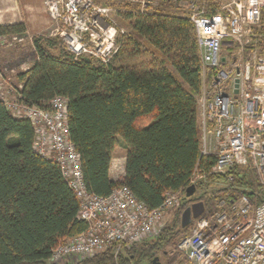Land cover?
<instances>
[{"label": "trees", "instance_id": "1", "mask_svg": "<svg viewBox=\"0 0 264 264\" xmlns=\"http://www.w3.org/2000/svg\"><path fill=\"white\" fill-rule=\"evenodd\" d=\"M150 13L114 7L121 27L119 49L107 63L86 55L75 57L58 37H32L35 60L15 75V96L26 106L47 110L48 102L67 99L69 140L80 157L85 189L99 197L125 186L149 209L169 192L181 201L173 219L160 232L131 247L117 260L113 248L91 258L51 263L52 251L86 231L78 219V200L64 182L58 165L33 147L34 130L16 118L0 100V264H147L162 255L177 260L182 212L195 201L206 217L225 196H245L253 206L264 203V186L250 168L210 174L213 157L200 154L197 98L201 91L200 60L193 24L187 16L162 7ZM220 0H204L214 12ZM22 23L1 26L0 39L22 38ZM148 55L138 65L124 64L126 55ZM125 152L124 173L109 177L117 147ZM201 177L194 184L191 180ZM221 187H212L214 183ZM194 185L198 198H185ZM195 191V192H196Z\"/></svg>", "mask_w": 264, "mask_h": 264}, {"label": "built area", "instance_id": "2", "mask_svg": "<svg viewBox=\"0 0 264 264\" xmlns=\"http://www.w3.org/2000/svg\"><path fill=\"white\" fill-rule=\"evenodd\" d=\"M124 2L139 13H150L162 0H105ZM204 1V0H203ZM193 24L200 60L201 91L197 98L200 154L213 157L210 174L230 168H250L264 186V0H220L214 12L183 1ZM49 18L59 28L75 57L90 56L107 64L117 53L118 28L109 4L93 0H44ZM105 24V25H104ZM0 100L16 118L27 119L34 130V150L53 160L78 200V219L87 224L82 234L52 251L50 262L87 259L113 248L117 260L128 248L156 236L165 216L176 209L179 194L167 192L155 209L147 208L125 187L99 197L85 189L80 157L69 140L67 99L52 98L47 110L4 97ZM201 177L194 176V184ZM217 211L194 220L181 235L179 264H264V203L253 206L245 196H225ZM175 263V261H174Z\"/></svg>", "mask_w": 264, "mask_h": 264}, {"label": "crops", "instance_id": "3", "mask_svg": "<svg viewBox=\"0 0 264 264\" xmlns=\"http://www.w3.org/2000/svg\"><path fill=\"white\" fill-rule=\"evenodd\" d=\"M44 0H0V25H14L22 23L25 26V36L22 38H3L0 39V73H4L9 70L8 74H12L15 70L10 64L6 65L5 61L2 64V59L9 62L7 58V50H11V47H15L17 51L20 50L19 46H27V50L31 52V59L28 61H22L21 64H25V69L20 72L26 71L35 60V53L31 45V39L34 36L51 33L53 34L56 29L59 28L58 24L53 22L46 13L44 8ZM113 17V16H112ZM4 47V49H3ZM11 67V69H9ZM14 74V73H13ZM5 77V76H4ZM12 81H16L14 77H10ZM4 89V96H8L9 90L7 87ZM124 161L125 154L121 161L115 162L112 158L109 168V177L111 180H117L122 177L124 173Z\"/></svg>", "mask_w": 264, "mask_h": 264}, {"label": "rangeland", "instance_id": "4", "mask_svg": "<svg viewBox=\"0 0 264 264\" xmlns=\"http://www.w3.org/2000/svg\"><path fill=\"white\" fill-rule=\"evenodd\" d=\"M94 3L96 5H99V6H106L107 4L110 5V7L113 9L114 7H123L125 6V8H129V6H127L128 4L124 3V2H120V1H116V3H106L105 0H93ZM183 1H190L192 3H195L196 5H200L202 4V1L203 0H183ZM134 7V6H133ZM162 7H165L167 9H171L172 12L176 13V14H179V15H184V16H187L188 13H189V10L188 8L184 7L183 5V2L181 3L180 0H164L162 2ZM135 10V8H134ZM117 14H115V12L112 14L113 16V20L115 22V24L117 25L118 28L122 29L125 31V33L127 35H129V31L123 27L120 26L118 20L115 19V16ZM105 25V24H104ZM60 29V28H59ZM49 34V33H48ZM120 35V36H124V37H127V35ZM51 37H55L53 36V34H49ZM61 41L63 42V40L61 39ZM3 44H1L0 46H2ZM20 50L17 51V49L15 47H11V50H7V55L6 57L8 58L9 57V62L10 63H7L6 60L2 59V64L6 63V65L10 64L11 67H13V69L15 70L12 74L10 73V76L8 74L9 70H7L6 72L2 73L1 72V75L5 81V84L7 87V89H10L9 90V95L8 96H4L5 99H7V101H13L15 99V93H16V88H18L19 84L16 82V81H12L10 79V77L12 76V78L14 77L15 79V75L17 73H19L21 70L25 69L26 65L25 64H21L22 61H29L32 57H31V52L27 50V46H19ZM4 49V47H3ZM0 50H2V47L0 48ZM0 55H1V52H0ZM148 59V55L146 54H143V53H139L138 55L136 54L135 55H126L124 58H123V62L124 64H130V65H138V64H141V62L143 61H146ZM11 67H9V69H11ZM5 76V77H4ZM6 90V88H5ZM125 154L124 150L121 148V147H117L114 152H113V159L115 160V162H118V161H121L123 155ZM196 177H199L200 176L197 174L196 172ZM222 186V183H214V185L212 187H215V188H218V187H221ZM200 195V191L197 190L194 195L192 196L193 199H196L198 198V196ZM223 198V197H222ZM221 198V199H222ZM220 199V200H221ZM197 202H201V201H195L194 203H197ZM189 207V206H188ZM173 213L174 211L168 213L165 218L163 219V225H165V223H169L172 219H173ZM164 227V226H163ZM183 235V234H182ZM181 235L177 237V240H176V248H177V245H178V242H179V239H180ZM177 255V261H180V255L178 253H175ZM158 258L161 262V264H166V259L162 257V255L158 254ZM177 261H175V263H172V264H179Z\"/></svg>", "mask_w": 264, "mask_h": 264}, {"label": "water", "instance_id": "5", "mask_svg": "<svg viewBox=\"0 0 264 264\" xmlns=\"http://www.w3.org/2000/svg\"><path fill=\"white\" fill-rule=\"evenodd\" d=\"M195 191H196L195 186L190 185L185 190V198L192 197ZM203 213H204V205L202 202L191 204L181 214L180 227L182 229L188 227L194 220L198 219ZM147 264H161V262L158 257H155Z\"/></svg>", "mask_w": 264, "mask_h": 264}]
</instances>
